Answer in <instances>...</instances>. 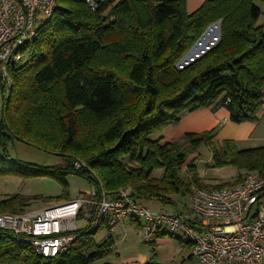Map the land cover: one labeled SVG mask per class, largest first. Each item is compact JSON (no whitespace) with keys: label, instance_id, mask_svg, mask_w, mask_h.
<instances>
[{"label":"trees","instance_id":"1","mask_svg":"<svg viewBox=\"0 0 264 264\" xmlns=\"http://www.w3.org/2000/svg\"><path fill=\"white\" fill-rule=\"evenodd\" d=\"M95 1L91 10L83 0H57L26 59L9 68V97L2 96L0 115V176L49 178L61 192L50 199L2 198L0 214H22L38 200L71 201L69 175L108 197L127 189L140 205L156 202L173 209L174 196H192L194 189L237 186L249 172L264 178V146L237 150L230 141L214 142V131L188 133L173 142L162 137L184 113L201 108L223 107L235 124L256 120L264 103V21L258 24L255 2L264 0H205L190 14L185 0ZM214 23L219 24L216 43L178 70L177 62ZM30 65L35 69L26 75ZM9 141L64 163L48 167L13 160L6 150ZM201 146L210 150L212 167L235 168V180L203 183L194 161L186 164ZM76 162L84 166L76 169ZM158 169L162 175L155 178ZM94 218L89 208L70 246L53 258H42L0 229V264H113L108 262L111 236L97 240L110 228L102 220L92 230ZM145 264H157L154 250Z\"/></svg>","mask_w":264,"mask_h":264},{"label":"built area","instance_id":"2","mask_svg":"<svg viewBox=\"0 0 264 264\" xmlns=\"http://www.w3.org/2000/svg\"><path fill=\"white\" fill-rule=\"evenodd\" d=\"M91 9L95 0H83ZM57 0H0V82L10 85L9 68L27 57V47L52 17ZM207 48L206 50H208ZM84 165L76 162L75 168ZM264 178L256 172L243 176L233 187L197 188L189 214L152 211L136 203L127 189L117 197L91 188L77 198L22 214H0V229L33 247L42 258H53L72 243L77 216L94 208L91 229L104 220L113 229L129 220L139 224L143 242L160 233L181 236L192 244L198 264H264ZM194 220L191 227L185 221Z\"/></svg>","mask_w":264,"mask_h":264},{"label":"crops","instance_id":"3","mask_svg":"<svg viewBox=\"0 0 264 264\" xmlns=\"http://www.w3.org/2000/svg\"><path fill=\"white\" fill-rule=\"evenodd\" d=\"M204 1L185 0L186 12L189 14L194 12ZM209 131H214L212 137L214 142L230 141L237 150L264 146V103L260 106L255 121L241 124L232 123L229 120L228 111L223 107L201 108L184 113L176 126L167 127L163 131L162 137L163 142H173L188 133L200 134ZM194 156L196 157V154ZM235 175H237V171ZM173 199L177 202L175 209L168 206L162 207L156 202H148L143 206L152 211L185 213L187 204H180L179 198ZM86 216L84 214L82 218L85 219ZM109 235L113 240V258L109 257L108 262L113 264H145L150 260L152 250H154L157 264H198L192 255V247L186 245L185 239L181 236L175 237L181 238L182 243L175 237L167 235L144 243L140 235L139 224L136 221L125 220L117 224L109 232Z\"/></svg>","mask_w":264,"mask_h":264},{"label":"rangeland","instance_id":"4","mask_svg":"<svg viewBox=\"0 0 264 264\" xmlns=\"http://www.w3.org/2000/svg\"><path fill=\"white\" fill-rule=\"evenodd\" d=\"M256 6L260 9L261 15L258 20V24L262 23L264 21V2L257 1L255 2ZM219 31V24L214 23L207 27L203 35L198 39V43L196 42L192 48L198 49V46H201L200 44L206 39V44L201 49L202 53L198 55L197 57L191 58L189 60L183 59L185 56L189 55L190 49L176 64V68L178 70L182 69L183 67L187 66L188 64L192 63L194 60L199 58L202 54L206 52L207 48H211L216 41L218 40L219 35L215 33L216 31ZM48 31V27H45L43 29V33ZM190 57V56H188ZM183 59V60H182ZM35 67L28 66L25 74H30ZM2 96H4L5 99H8L9 93L7 92V87L5 92L2 93L1 91V83H0V115H1V109H2ZM12 109L10 108V111ZM6 150L8 155L13 160H19L22 162L39 165V166H55V165H63V161L60 157L55 155H49L47 153H44L40 150L34 149L24 143L18 142V141H9L6 145ZM1 152V148H0ZM194 161V164L196 166L197 173L199 175V178L203 183L215 185V184H221V183H227L232 182L236 178V169L233 167H223V168H214L212 167V161H211V152L206 146H201L196 154V157L194 155L189 156V158L186 161V164L189 162ZM185 164V165H186ZM162 175V170L158 169L153 172V177L159 178ZM182 175L184 176V169L182 172ZM66 182L68 185V192H69V198L75 199L78 196H80L83 192H87V190L92 188L86 180L81 179L74 175H69L66 177ZM89 189V190H90ZM195 190V189H194ZM61 189L59 184L49 178H29V179H23L21 177L17 176H0V199L14 195L19 194L23 196H40L42 198H55L60 195ZM173 198H179L180 204H187L189 207L191 203V196L186 197H178L174 196ZM65 201H55V200H38L35 202H32L29 210L27 211H38L43 208H46L50 205H55L57 203H63ZM177 205V204H176ZM185 205V210L188 209ZM89 208H84L82 210V215H87ZM189 210V209H188ZM86 223V220L81 218L75 221V224L77 227H82ZM84 224V225H83ZM112 230V229H111ZM110 230V231H111ZM112 233V232H111ZM109 232L106 229H103L99 236L97 237V240L101 241L106 236H108ZM113 237V233L111 234ZM110 258H113V254L109 256Z\"/></svg>","mask_w":264,"mask_h":264},{"label":"bare ground","instance_id":"5","mask_svg":"<svg viewBox=\"0 0 264 264\" xmlns=\"http://www.w3.org/2000/svg\"><path fill=\"white\" fill-rule=\"evenodd\" d=\"M206 44V39L200 44L201 46H198V49H195L194 52H192L190 54V57L187 58V60L197 57L198 55H200L202 53V48L204 47V45ZM145 243V242H144Z\"/></svg>","mask_w":264,"mask_h":264},{"label":"water","instance_id":"6","mask_svg":"<svg viewBox=\"0 0 264 264\" xmlns=\"http://www.w3.org/2000/svg\"><path fill=\"white\" fill-rule=\"evenodd\" d=\"M215 33H217V35H219V31L217 30ZM199 42V41H198ZM197 42V43H198ZM207 51V50H206ZM192 52H194V48H192L190 51H189V55L188 56H190V54L192 53ZM188 56H185L183 59H187L188 58ZM182 59V60H183ZM112 151V150H111Z\"/></svg>","mask_w":264,"mask_h":264}]
</instances>
